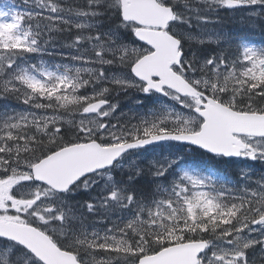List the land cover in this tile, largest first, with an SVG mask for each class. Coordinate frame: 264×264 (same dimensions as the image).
<instances>
[{
    "label": "snow or ice",
    "instance_id": "6c2138e0",
    "mask_svg": "<svg viewBox=\"0 0 264 264\" xmlns=\"http://www.w3.org/2000/svg\"><path fill=\"white\" fill-rule=\"evenodd\" d=\"M22 3L0 5V264H264V172L220 168L264 164V45L199 31L264 0Z\"/></svg>",
    "mask_w": 264,
    "mask_h": 264
},
{
    "label": "trees",
    "instance_id": "16d2710c",
    "mask_svg": "<svg viewBox=\"0 0 264 264\" xmlns=\"http://www.w3.org/2000/svg\"><path fill=\"white\" fill-rule=\"evenodd\" d=\"M81 3L82 0H69V3ZM3 3H12L14 4L17 8H23L25 7L22 3V0H0V5H2ZM240 16L237 15H232L230 11H220L218 14L217 13H213L212 14V20L213 22H210L208 24H210L211 26H213L214 31H220L224 33V36L232 39L233 41H235L234 38H231L230 35H236L237 37L241 38V39H247L248 41L254 42L255 44L262 46L264 45V17L261 18H256L255 21H253L252 23H248L249 19L247 18V16L244 14L241 17L244 20L243 25L241 26V28H243L245 30V33H243L242 31H240V28H237L238 22L235 21V19H237ZM240 27V25H238ZM194 30H197L196 28H194ZM250 30H252L253 32H251ZM77 30L75 28H73L70 32H64L62 34H54L55 35V44H63L66 42H69L71 39H74V37L77 35ZM191 47L194 50H199L201 47L207 49H215L217 47V45L215 43H211L208 45H204L201 46L195 42L191 43ZM224 47H227V45H224ZM51 57H45V59H50ZM128 97L130 96H126L123 97V101L129 99ZM3 102L0 101V104H2ZM12 105H15V102L12 101L10 102ZM187 152V150H185ZM188 156L190 157H194V159H200L199 157H196L194 154L192 153H188ZM244 163V167L248 170V166H251L250 170H262L264 171V164H261L259 162H252V161H247V162H243ZM236 162H231L228 164H221L220 168L222 170L227 171V173L232 176V177H236L241 171H240V167L239 165H236ZM249 256L251 257L253 254H255L257 256V264H260V260H259V246H256V248L253 249H249ZM107 255L106 253L100 251V255L99 257L105 256Z\"/></svg>",
    "mask_w": 264,
    "mask_h": 264
},
{
    "label": "rangeland",
    "instance_id": "374dc122",
    "mask_svg": "<svg viewBox=\"0 0 264 264\" xmlns=\"http://www.w3.org/2000/svg\"><path fill=\"white\" fill-rule=\"evenodd\" d=\"M230 12H231L232 15L240 16L237 19H235V21L238 22V25H240V27L237 25V28H240V31H242L243 33H245V30L243 28H241V26L243 25L245 19H243L241 16L245 14L247 16V18H248V16L250 14L248 12H245V11H230ZM255 20H256V18H253L252 20H249L248 23H252ZM192 31H193V34H197V30H194V28H193ZM199 31L200 32H204V33H223V32H220V31H214L213 26H211L208 23L206 25H203ZM250 31L253 32L252 30H250ZM230 37L231 38H234L235 40H241V38L237 37L236 35H234V36L233 35H230ZM72 40L73 39H71L69 42H66V43H63V44H60V45L59 44H55L54 46L56 47L57 50H61V51H64V52H68V51H70L68 45L71 44ZM257 46H259V45H257ZM50 47H52V46L50 45ZM46 60H53V61L58 62L60 60V57H58V56L57 57H51L50 59H46ZM123 97H126V96L121 95L119 97H116V99H118L119 102H120V104H121V110L124 111L125 113H127L129 107H132L133 106V101L131 100L132 98H130V97H129V99L123 101V99H122ZM12 106L15 107L16 105H12ZM119 114L120 113L117 112V116H119ZM124 119H127V117H125ZM133 123H135V121H133ZM157 151H159V150L157 149ZM130 159H135V157H130ZM188 159H194V157L188 156ZM242 169L247 170L243 165H241L240 171ZM251 171L256 174L253 177V179H255L259 174H261L262 172H264L262 170H251ZM100 226L101 225H97V227H100ZM252 235L254 237H256V236H258V233H253ZM96 255L99 258L100 252H97Z\"/></svg>",
    "mask_w": 264,
    "mask_h": 264
},
{
    "label": "bare ground",
    "instance_id": "6f19581e",
    "mask_svg": "<svg viewBox=\"0 0 264 264\" xmlns=\"http://www.w3.org/2000/svg\"><path fill=\"white\" fill-rule=\"evenodd\" d=\"M193 43V42H192ZM129 98V97H128ZM131 98V97H130ZM132 100V99H131ZM133 101V100H132ZM131 102V101H130Z\"/></svg>",
    "mask_w": 264,
    "mask_h": 264
}]
</instances>
